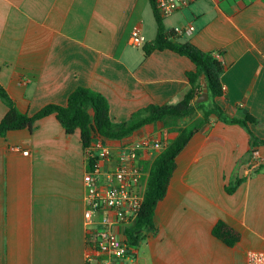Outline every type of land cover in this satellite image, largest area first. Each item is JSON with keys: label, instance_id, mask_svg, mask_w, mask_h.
<instances>
[{"label": "crops", "instance_id": "obj_1", "mask_svg": "<svg viewBox=\"0 0 264 264\" xmlns=\"http://www.w3.org/2000/svg\"><path fill=\"white\" fill-rule=\"evenodd\" d=\"M162 17L172 42L222 54L224 96L215 101L231 117H255L250 127L264 140V0H195ZM135 29L146 44L157 36L149 0H0V84L28 115L66 105L78 87L105 96L116 123L152 104L179 103L194 63L171 50L146 56L132 43ZM8 110L0 98V122ZM177 136L157 122L122 140L96 139L116 152L143 138L166 147ZM161 152L144 153L145 163ZM87 172L80 131L68 135L55 115L0 138V264L99 259L87 243ZM237 178L243 182L229 194ZM219 221L240 232L235 246L213 235ZM154 225L143 257L141 243L120 264H248L250 253L264 252V145L251 155L244 127L205 124L178 156Z\"/></svg>", "mask_w": 264, "mask_h": 264}, {"label": "trees", "instance_id": "obj_2", "mask_svg": "<svg viewBox=\"0 0 264 264\" xmlns=\"http://www.w3.org/2000/svg\"><path fill=\"white\" fill-rule=\"evenodd\" d=\"M154 10L157 22V36L151 43L145 44L144 52L148 56L154 51L171 50L189 58L195 65L194 71L188 72L190 89L183 100L170 105H150L134 113L127 122L116 123L110 117V104L105 96L89 88L78 87L68 98L64 106L49 104L34 115L21 112L16 102L0 84V98L8 107V113L0 122V138H5L11 131L33 130L35 124L45 117L55 115L68 135L80 131L81 141L86 150L94 142L97 135L111 140H122L131 136L138 129L157 122H163L165 128L178 132L174 141L153 161L144 201L135 222L126 230V236L132 249L137 248L146 239V231L155 229L154 215L160 201L167 194L172 176L177 169V158L189 144L191 139L212 119L229 125H240L250 134V154L259 146L264 145L252 131L250 125L258 124V120L246 113L239 117H231L216 103V99L224 96L221 77L226 71V65L221 60V53L205 52L191 42H172L166 32L164 20L157 9V0H149ZM174 32L171 33L173 36ZM209 90L207 108L206 102L198 103L197 99L203 91L202 76ZM195 110L203 111L202 117L195 119L185 127L177 128L179 120L189 117ZM243 179H236L226 187L229 194L236 191ZM213 235L227 246H235L241 239L239 231L219 221L213 228ZM132 254V252H131Z\"/></svg>", "mask_w": 264, "mask_h": 264}, {"label": "built area", "instance_id": "obj_3", "mask_svg": "<svg viewBox=\"0 0 264 264\" xmlns=\"http://www.w3.org/2000/svg\"><path fill=\"white\" fill-rule=\"evenodd\" d=\"M194 1L157 0V9L167 16L189 7ZM132 43L137 47L145 46L146 40L139 29L133 31ZM164 149L160 141L143 138L137 143L122 144L114 152L95 137L85 150L87 243L99 257L95 261L88 256L86 264H120L131 255L133 249L126 230L139 215L151 167L145 163L143 154ZM248 264H264V252L250 253Z\"/></svg>", "mask_w": 264, "mask_h": 264}, {"label": "rangeland", "instance_id": "obj_4", "mask_svg": "<svg viewBox=\"0 0 264 264\" xmlns=\"http://www.w3.org/2000/svg\"><path fill=\"white\" fill-rule=\"evenodd\" d=\"M206 105H208V107H210L211 105H212V102L211 101H206ZM199 111V112H198ZM197 112L198 113H201L202 112V114H203V111H201V110H195L189 117H187L186 119V121H191V120H193L195 117H196V114H197ZM146 244L145 243H142L141 245H140V247H139V249H138V257H143V255L145 254V251H146V246H145ZM136 257H134V259H135ZM122 261H124V260H122Z\"/></svg>", "mask_w": 264, "mask_h": 264}, {"label": "water", "instance_id": "obj_5", "mask_svg": "<svg viewBox=\"0 0 264 264\" xmlns=\"http://www.w3.org/2000/svg\"><path fill=\"white\" fill-rule=\"evenodd\" d=\"M202 82L204 84V89L199 98L197 99L198 103H203L209 100V90L207 84L205 83V76H202Z\"/></svg>", "mask_w": 264, "mask_h": 264}]
</instances>
